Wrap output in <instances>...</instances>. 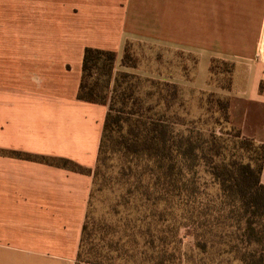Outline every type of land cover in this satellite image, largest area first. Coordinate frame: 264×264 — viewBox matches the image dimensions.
<instances>
[{
	"label": "crops",
	"instance_id": "0c3cea01",
	"mask_svg": "<svg viewBox=\"0 0 264 264\" xmlns=\"http://www.w3.org/2000/svg\"><path fill=\"white\" fill-rule=\"evenodd\" d=\"M134 41L192 57L177 84L228 99L264 144V0H0V264H93L76 259L91 176L72 167H94L106 107L76 99L83 49L120 60ZM212 59L229 89L208 84Z\"/></svg>",
	"mask_w": 264,
	"mask_h": 264
},
{
	"label": "rangeland",
	"instance_id": "374dc122",
	"mask_svg": "<svg viewBox=\"0 0 264 264\" xmlns=\"http://www.w3.org/2000/svg\"><path fill=\"white\" fill-rule=\"evenodd\" d=\"M10 13L5 12L7 18ZM130 54L134 68L122 67L115 59L110 87L117 74H129L127 83L121 85H137L141 98L154 102L147 95L154 91L149 81L171 83L178 86L181 103L166 108L158 101L156 110L145 112H155L167 125L161 137L169 145L156 154H134L112 144L100 176L90 188L79 260L98 264H264V215L246 209L236 193L220 190L212 174L213 165L220 170L221 158H235L234 152L238 153L233 129L207 106L208 92L177 84L190 77L194 59L138 41L130 42ZM97 77L100 85L108 79L102 72ZM114 100L117 108L119 103ZM210 132L220 137L211 140ZM181 133L190 135L193 143L203 144L202 151L175 147ZM215 150L224 151L225 156H215Z\"/></svg>",
	"mask_w": 264,
	"mask_h": 264
},
{
	"label": "trees",
	"instance_id": "16d2710c",
	"mask_svg": "<svg viewBox=\"0 0 264 264\" xmlns=\"http://www.w3.org/2000/svg\"><path fill=\"white\" fill-rule=\"evenodd\" d=\"M115 59L116 55L113 51L92 47H85L83 49L81 76L76 99L106 107L94 167L89 170L81 167H72L79 172L90 175L92 186L98 180V176H100L105 156L109 149L111 150L112 144L115 143L119 150L144 155L154 151L156 154L162 147L166 148L169 145L168 139L161 137V131L167 128L166 123L163 119L156 116L155 112L151 115H147L145 112L147 109L150 111L155 108L156 110V107L159 106L158 101L165 104L166 108H169L171 103L178 106L181 103L178 96V86L171 83L149 81L154 91L152 94L149 93L147 95L148 98L152 95V98L156 100L154 102H145L141 98V91H139L137 85H131V87L129 85L126 87L121 85V83H127L126 79L129 74H117L113 77V84L110 87L111 72ZM120 64L122 67L127 68H134L135 66V60L130 54L129 42L123 48ZM98 72H102L108 78L104 85L99 84ZM208 73V84L223 89L230 88L231 64L212 59L209 64ZM259 90L261 92L264 90V81L260 82ZM207 97V106L214 109L216 113H219V117L224 122L229 123L228 99L221 98L212 92H208ZM114 98L119 103L117 108ZM231 129H233L232 139L238 153L234 152L235 158H221L220 170H217V167L213 165L212 174L217 180L220 190L236 193L239 200L244 203L246 209L252 208L255 213L264 215V185L260 182L264 160V144H255L251 139L241 136L238 130H235L233 127ZM209 136L211 140L220 137L215 136L212 132L209 133ZM177 138L179 140L176 142L175 147H188L185 150H189V152L195 151V149L202 151L201 146L203 144L193 143L190 135H183L181 133V136H177ZM181 152H183L181 155H185L184 150ZM214 152L215 156H225L224 151L218 153V150H215ZM63 164L71 165L67 161H64ZM85 227L84 222L76 256L77 262H82L79 260V254L80 243L82 242V237L85 235Z\"/></svg>",
	"mask_w": 264,
	"mask_h": 264
}]
</instances>
